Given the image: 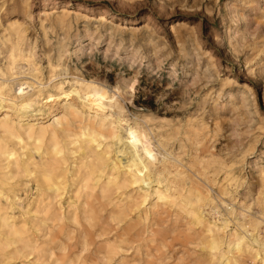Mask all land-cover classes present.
<instances>
[{"label":"bare ground","instance_id":"6f19581e","mask_svg":"<svg viewBox=\"0 0 264 264\" xmlns=\"http://www.w3.org/2000/svg\"><path fill=\"white\" fill-rule=\"evenodd\" d=\"M43 7L44 15L62 8L51 24L66 33L49 82L39 79L24 28L13 23L0 38V264H264V242L247 235L256 224L227 233L208 222L201 210L215 203L212 191L152 142L143 126L154 117L130 118L122 99L135 96L138 80L110 89L69 68L67 59L84 53L81 38L70 53L73 18L94 19L83 3ZM109 15L100 8L97 20ZM189 127L198 144L204 125ZM234 166L223 197L241 183ZM258 172L264 188V166ZM191 246L203 253L193 258Z\"/></svg>","mask_w":264,"mask_h":264},{"label":"rangeland","instance_id":"374dc122","mask_svg":"<svg viewBox=\"0 0 264 264\" xmlns=\"http://www.w3.org/2000/svg\"><path fill=\"white\" fill-rule=\"evenodd\" d=\"M45 1L0 0V38L13 23L26 30L28 45L36 52L35 64L41 70L39 79L43 83L50 80L51 65H58L59 42L66 36L58 26L51 24L62 8L48 9L44 15L41 12ZM69 1L83 3L82 11L94 18L91 21L84 17L73 18L70 53L78 49L76 40L80 38L84 53L73 54L67 59L69 68L78 69L87 79L98 80L110 89L137 79L135 96L132 99L124 96L122 102L133 121L144 116L154 117L155 120L143 126L145 130L153 131L152 142L156 146L163 142L166 150L161 152L172 154V165L212 191L215 203L202 208L203 217L210 223L226 224L227 233L233 232L235 225L255 223V227H248L247 235L264 242V188L258 172L259 167L264 166V55L259 54V42L264 40V23L260 22L261 17L257 14L251 27H246L243 22L232 23L228 9L235 0H167L163 14L153 17V28L152 23L140 20L147 12L144 7H138L135 16H129L126 11L117 9L120 0ZM28 5L32 8L29 9ZM133 7L137 5L133 4ZM100 8L113 14L103 23L97 20ZM235 8L241 9V5L236 4ZM252 8L264 9V0H258ZM70 9L75 11L76 8ZM249 12H244V16L248 17ZM132 21L136 23L131 25ZM146 26L157 31V35H165L171 59H164L168 51H158L164 48L163 41L152 48L141 38V33L135 47L144 45L157 55L145 59L142 64L135 62L139 58L134 55L132 34ZM226 28H238L242 34L238 42L255 45L256 51L246 50L243 55L238 54L225 39L228 35ZM253 30L255 40L248 35ZM87 34L92 39L84 37ZM217 37L223 42L217 43ZM3 50L4 44L0 40L2 65L6 62ZM181 52L191 57L193 64L199 55L202 61L197 70L203 72L211 65L218 79L209 87H197L186 93L180 87V81L185 79L184 69L177 66L174 83L170 68ZM158 60L162 62V70L157 73L161 66ZM184 63L185 60L181 59L180 65ZM193 76L187 77L188 83L192 82ZM21 77L28 78L24 81L32 82L33 79L26 75ZM35 83L39 84L36 80ZM245 83L247 87L243 86ZM170 84L173 87H169ZM55 109L58 110V106ZM59 112L61 110L56 113ZM216 120L219 121L218 127ZM196 124L205 127L198 144L189 127ZM234 164V173L240 177L241 183L229 188L231 194L223 197L219 187ZM261 248L264 249L263 243ZM189 250L193 258L203 253L200 248L192 246Z\"/></svg>","mask_w":264,"mask_h":264},{"label":"clouds","instance_id":"9594fccd","mask_svg":"<svg viewBox=\"0 0 264 264\" xmlns=\"http://www.w3.org/2000/svg\"><path fill=\"white\" fill-rule=\"evenodd\" d=\"M256 3H258V0H235V3L231 4L228 9L232 16V23L238 25L239 23L243 22L246 27H251V24L255 20L257 14L261 17L260 22L264 23V9L252 8V5ZM133 4H136L137 7H133ZM236 4L241 5V9H236ZM138 7H144L147 9L145 16L140 17V20L146 21L147 23H152L154 28L155 23L153 17H155L158 13L163 14V9L167 7V0H120V3L117 4V9L119 11H126L129 16H135V12L137 11ZM249 9H251L250 12ZM244 12H249L248 17L244 16ZM165 27H167V25H165ZM153 28H149L146 26L144 29H137L132 34L131 43L133 45L134 55L139 58L135 61L136 63L142 64L145 59L157 55L156 52L148 51L144 45H141L139 48L135 47L137 43V37H140L141 33H143V36L141 38L146 40L147 45L151 46L152 48H156V46L159 45L161 41H163L164 48L158 49V51H168V56L164 58L165 60L171 59L172 57V53L169 50L168 41L167 39H165V35H157V31H154ZM225 31L228 33L225 39L228 40V42L233 46L238 54L243 55L246 50L256 51L255 45H249L246 42L241 44L238 42L242 35L239 32L238 28L232 30L226 28ZM254 31L255 30L248 33V35L251 36L253 40H255V35L253 34ZM222 42L223 41H221L220 38L217 37V43ZM259 43L261 45L259 54L264 55V40H261ZM181 59L185 60V63L183 65H180ZM201 61L202 58L198 55L196 57V64H193L191 62V57L185 55L184 52H181L179 54V58L174 60L170 65L174 83L178 75L175 71L177 66H180L184 69L185 79L183 81H180V87H183L186 93L188 90L195 89L197 87H200L201 89L209 87L216 81V79H218L216 74L213 73L211 65H209L203 72H199L197 70L198 65L201 63ZM158 64H160L161 66L157 68V73L162 70V62L158 60ZM194 72L195 75L193 76ZM189 76H193L191 83H188L187 80V77ZM169 87H173V85L170 84Z\"/></svg>","mask_w":264,"mask_h":264}]
</instances>
